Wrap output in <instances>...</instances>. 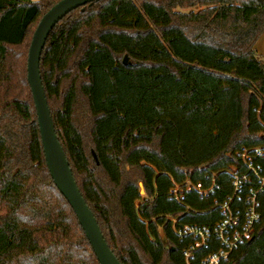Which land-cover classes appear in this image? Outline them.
<instances>
[{
    "label": "trees",
    "instance_id": "obj_1",
    "mask_svg": "<svg viewBox=\"0 0 264 264\" xmlns=\"http://www.w3.org/2000/svg\"><path fill=\"white\" fill-rule=\"evenodd\" d=\"M57 1L0 0V264H99L46 167L26 79L33 30ZM263 33L264 0H98L50 31L39 69L56 136L122 264H186L194 239L175 228L222 217L213 201L226 170L243 171L236 152L264 144ZM215 172V194L170 197ZM258 200L253 235L219 264H264V190Z\"/></svg>",
    "mask_w": 264,
    "mask_h": 264
},
{
    "label": "built area",
    "instance_id": "obj_2",
    "mask_svg": "<svg viewBox=\"0 0 264 264\" xmlns=\"http://www.w3.org/2000/svg\"><path fill=\"white\" fill-rule=\"evenodd\" d=\"M236 155L241 159L243 171L238 172L235 167L226 170L230 176L228 192L222 201H213L222 217L212 228L189 224L175 228L179 237L191 235L194 239V243L183 252L186 264L192 258V250L205 246L211 238L217 241L218 246L201 258L199 264H219L254 233L260 219L258 195L264 190V144L243 145ZM205 179L208 181L206 186L188 179L180 184L174 183L169 191L170 197L181 201L184 193L191 190L196 191L200 198L215 194L220 188L219 173L207 174ZM172 221L175 223L176 219Z\"/></svg>",
    "mask_w": 264,
    "mask_h": 264
},
{
    "label": "water",
    "instance_id": "obj_3",
    "mask_svg": "<svg viewBox=\"0 0 264 264\" xmlns=\"http://www.w3.org/2000/svg\"><path fill=\"white\" fill-rule=\"evenodd\" d=\"M95 1L98 0H58L40 17L28 47L26 79L35 107L45 164L55 186L71 206L99 264H122L109 248L74 179L56 136L39 69L43 47L54 25L73 9ZM126 58L124 56V62ZM92 154L96 158L94 152Z\"/></svg>",
    "mask_w": 264,
    "mask_h": 264
},
{
    "label": "crops",
    "instance_id": "obj_4",
    "mask_svg": "<svg viewBox=\"0 0 264 264\" xmlns=\"http://www.w3.org/2000/svg\"><path fill=\"white\" fill-rule=\"evenodd\" d=\"M255 49L258 55L264 56V33L256 41Z\"/></svg>",
    "mask_w": 264,
    "mask_h": 264
},
{
    "label": "rangeland",
    "instance_id": "obj_5",
    "mask_svg": "<svg viewBox=\"0 0 264 264\" xmlns=\"http://www.w3.org/2000/svg\"><path fill=\"white\" fill-rule=\"evenodd\" d=\"M259 56H260V58H261V59H263V60H264V56H261V55H259ZM142 194H143V193H142Z\"/></svg>",
    "mask_w": 264,
    "mask_h": 264
}]
</instances>
